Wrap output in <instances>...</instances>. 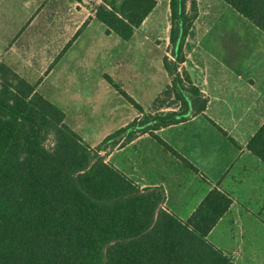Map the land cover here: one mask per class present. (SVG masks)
Returning <instances> with one entry per match:
<instances>
[{"label":"trees","instance_id":"16d2710c","mask_svg":"<svg viewBox=\"0 0 264 264\" xmlns=\"http://www.w3.org/2000/svg\"><path fill=\"white\" fill-rule=\"evenodd\" d=\"M221 1L264 33V0ZM197 3L170 0L173 59L164 56L163 65L171 82L155 100V112L145 114L125 94L141 118L95 148L66 125L63 111L36 85L0 63V264H235L208 241L230 212L233 197L213 187L183 221L163 209V188L141 189L106 160L108 149L148 134L199 173L156 134L203 114L208 106L200 89L179 71ZM156 5V0H103L95 18L107 34L129 41ZM247 149L264 163V123Z\"/></svg>","mask_w":264,"mask_h":264},{"label":"rangeland","instance_id":"374dc122","mask_svg":"<svg viewBox=\"0 0 264 264\" xmlns=\"http://www.w3.org/2000/svg\"><path fill=\"white\" fill-rule=\"evenodd\" d=\"M53 1L0 0V59L65 112L68 126L85 144H99L140 115L126 95L149 114L155 99L169 84L163 54L173 59L167 49L170 0H156L150 18L129 42L114 33L107 36L98 21L76 29L78 17L67 21L63 4ZM85 1L90 10L103 3V0ZM197 2V18L183 49L184 56L188 53L187 72L209 93V116L218 125L231 128L232 122L238 121L241 129L250 125V131L257 130L264 118V33L221 0ZM70 43L73 47L68 58L57 63ZM65 62L74 69L65 72ZM51 67L56 71L49 77ZM64 73L73 76L67 81ZM78 78L83 85L74 84ZM250 80L254 83L250 84ZM78 89L84 93L72 94ZM253 100L255 107L241 117L239 114ZM229 110L236 112V119L228 117ZM231 133L240 140L239 130ZM142 143L148 144L149 140ZM51 144L49 141L48 145ZM134 149L114 155L111 164H124L126 157L135 154ZM114 150H107L108 163ZM259 163L261 168L244 174L234 195L236 204L231 214L223 218L209 238L238 264H264V164ZM172 172L169 169L167 176ZM181 174L175 184L167 177L170 190L182 184L190 191L200 184L187 170L183 169ZM252 184L255 191H250Z\"/></svg>","mask_w":264,"mask_h":264},{"label":"crops","instance_id":"0c3cea01","mask_svg":"<svg viewBox=\"0 0 264 264\" xmlns=\"http://www.w3.org/2000/svg\"><path fill=\"white\" fill-rule=\"evenodd\" d=\"M53 2H57L56 4L59 3L63 4L64 6L63 12L66 16L67 21L69 19L71 20V18L73 17H78L76 20L77 23V25L75 26L76 29H78V27L81 25L82 28L90 27L91 25L96 24V22L98 21L95 18V9L94 10L88 9L85 5L86 4L85 0H82L81 2H77L73 0H54ZM57 7H59V5ZM53 11L57 13V8H54ZM150 15L146 18L143 24H145L148 21ZM99 24L102 23L99 22ZM81 30L83 29H80V31ZM104 30L107 36H111L113 34V33L107 34L105 26H104ZM137 31L138 29L136 30V32ZM129 41H124V42H129ZM70 45L71 43L68 45L66 49L65 48L63 49V51L60 54V57L58 58V60H56V62L58 61L61 63L68 58L69 51L73 47V45L72 46ZM168 48H169V42L167 44V49ZM164 56L165 53L163 54V58ZM187 58H188V53H186L185 63L179 67V71L181 68L183 70L181 72L186 73L190 78L191 82L193 83V85L198 87L200 91L203 93V95L208 99L207 109L203 114H199L198 116L191 117L189 120L181 124L164 128L158 131L156 134L166 144H168L171 148H173L178 154H180L183 158H185L190 164H192L195 168H197L199 173L196 174L190 169H188L185 165H183V163L179 159H177L170 152L165 150L159 143H157V141L152 139L148 134L139 136L133 142L123 147L116 148L113 152H111V154L108 157L109 163L111 164L110 160L114 157V155L118 154L119 152L122 151L127 152L128 150L135 148L134 149L135 154L126 157L124 164L121 165L120 162H114V164L111 165L116 169H118L123 174H125L141 189L158 188V187L163 188L166 194V199H165V203L163 204V209L176 215L178 218H180L183 221H186L192 215V213L196 210V208L199 206V203L202 202V200L205 198L208 192L213 187L216 186H218L220 190L224 191L225 193L233 197L234 199L233 206L236 204L234 195L237 192L238 184L242 182V177L244 176V174L250 172L251 170L253 171L255 167L261 168L259 163L261 161L248 151L247 144L251 139V137L254 136V134L264 123V118H263V120H261V122L259 123L257 130L250 131L249 130L250 125H245V127H242L241 129L238 121H233L232 122L233 126L231 128H226L218 125L217 122L212 120L208 112L210 106L209 93L206 90L202 89L201 86H199L192 80L185 66ZM116 60L117 58L115 59V61ZM0 63H3L1 59H0ZM63 65H65L64 66L65 72L66 69L68 71L74 69V67L69 65L67 62H65ZM7 67L16 73V71L13 68H11L8 65ZM78 69H80V67H78ZM55 71L56 70L52 69L51 67L49 69V77L52 76ZM71 75L73 76V74L71 73H67V74L64 73V76L67 77L65 78L67 81L70 80ZM235 75L237 76L238 79L241 78L239 73H236ZM81 80L82 79L78 78L77 79L78 83H74V84L76 86H80V84H82L80 82ZM170 82L171 81L169 78L168 85H170ZM251 83L254 82L250 80V84ZM164 90H162L159 93V96L163 93ZM81 93L83 94L84 91L80 92L79 89L74 90V92H72V94H78V95H80ZM65 95H67L66 92ZM159 96H157V98ZM254 107H255V100H253L251 103L247 105L246 111L244 113L242 114L240 113L239 115L241 117L248 115L252 111L251 108ZM169 110L170 109L167 108H160L158 111L165 112ZM154 112H155V108L152 110L151 113ZM63 113L65 114V112ZM235 113L236 112L229 110L227 114L228 117L232 119L236 117ZM137 118L138 119L141 118V115H139ZM68 120L69 119L65 114V123L67 126L69 122ZM237 130H239L241 136L240 140L237 138H233L231 135L232 131H237ZM145 140H149V143L143 144L142 142H145ZM99 144H90L88 146H90L91 148H95ZM167 166H169L170 168H168ZM169 169H171V171H174L172 172V175L170 177L167 176L170 173L166 174V172ZM183 169L190 172V174H192L197 180L200 181V184L198 183L197 185H195L194 190L190 189V191L185 190L186 188H184V185L182 184H178L176 186L177 189H175L174 191H172L173 188H171L170 190L166 182L167 177L170 178L173 183L177 182L179 178L181 179V175H182L181 173H183ZM180 183L183 182L181 181ZM252 190L254 191L256 190L253 184L251 185L250 188V191ZM171 191L174 193L173 194L174 201L171 200V194H170ZM231 210L226 216L231 214ZM223 218L220 220V222L223 220ZM220 222H218V224H220ZM218 224L215 226V228L219 226ZM213 230L208 236V241L211 244H213L215 247L220 249V247H218L216 244L211 242L209 239ZM220 250L223 251L225 254H227L235 264L239 263V262L237 263L236 262L237 260L234 259L233 256H231L229 253H227L222 249Z\"/></svg>","mask_w":264,"mask_h":264}]
</instances>
